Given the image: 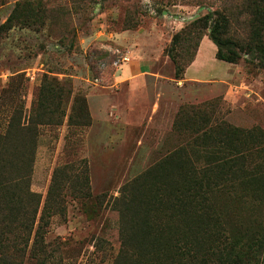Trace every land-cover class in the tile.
Returning a JSON list of instances; mask_svg holds the SVG:
<instances>
[{
  "label": "rangeland",
  "instance_id": "1",
  "mask_svg": "<svg viewBox=\"0 0 264 264\" xmlns=\"http://www.w3.org/2000/svg\"><path fill=\"white\" fill-rule=\"evenodd\" d=\"M20 1L0 0V26ZM41 2L42 23L0 32V134L16 109L23 110L25 122L42 85L51 82L62 91L66 116L62 125L39 127L31 190L42 197L41 211L55 169L78 173L87 167L91 194L105 195V203L89 220L75 200L65 197L66 216L50 218L46 237L52 243L82 240L77 252L65 248L67 257L55 252L67 264H111L119 242L118 215L110 203L124 184L181 144L173 127L178 110L201 106L212 125L264 132V68L248 54L236 65L218 61L216 46L205 37L183 79H174V65L165 54L173 35L219 10L224 0ZM109 61L114 71L96 78L98 66L103 71ZM139 69L150 74L118 83ZM77 96L87 103L86 125L68 124ZM94 236L107 241L96 253Z\"/></svg>",
  "mask_w": 264,
  "mask_h": 264
},
{
  "label": "trees",
  "instance_id": "2",
  "mask_svg": "<svg viewBox=\"0 0 264 264\" xmlns=\"http://www.w3.org/2000/svg\"><path fill=\"white\" fill-rule=\"evenodd\" d=\"M43 9L41 0L16 3L0 32L42 23ZM205 37L216 46L218 61L236 65L248 54L264 68V0H224L219 10L173 35L165 54L175 80L183 79ZM107 65L95 68L96 78L114 71L113 61ZM50 83L41 86L25 122L16 109L0 134V264H67L55 252H77L82 240L48 242L50 218L66 216L67 196L89 220L106 201L91 194L87 167L78 173L62 167L54 170L40 211L42 197L31 190L39 127L62 125L67 110L62 91ZM82 121L88 124L89 112L77 96L68 124ZM210 121L201 106L181 107L173 126L181 144L111 201L119 242L111 264H264V132ZM105 244L92 237L95 253Z\"/></svg>",
  "mask_w": 264,
  "mask_h": 264
},
{
  "label": "crops",
  "instance_id": "3",
  "mask_svg": "<svg viewBox=\"0 0 264 264\" xmlns=\"http://www.w3.org/2000/svg\"><path fill=\"white\" fill-rule=\"evenodd\" d=\"M202 43V42H201ZM201 45V44H200ZM200 49V48H199ZM198 52H199V50H198ZM216 53V52H215ZM198 54V53H197ZM196 59H197V56H196V58H195V61H196ZM216 59V58H215ZM194 61V62H195ZM193 62V63H194ZM192 63V64H193ZM230 65H232V64H230ZM141 66V65H140ZM188 70V69H187ZM186 73V72H185ZM146 74H150V72L149 71H147V70H142V69H139V71L138 72H135V73H132V74H128V76H122L121 78H120V80H119V82L118 83H135V82H137L138 80H139V78H140V76H143V75H146ZM185 75V74H184ZM184 79L186 80V78L184 77Z\"/></svg>",
  "mask_w": 264,
  "mask_h": 264
},
{
  "label": "built area",
  "instance_id": "4",
  "mask_svg": "<svg viewBox=\"0 0 264 264\" xmlns=\"http://www.w3.org/2000/svg\"><path fill=\"white\" fill-rule=\"evenodd\" d=\"M122 60H123L124 62H126V61H127V59H126V58H123Z\"/></svg>",
  "mask_w": 264,
  "mask_h": 264
}]
</instances>
